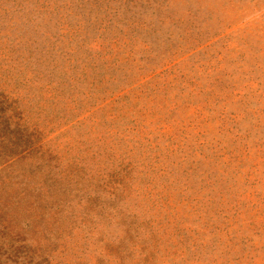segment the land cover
Masks as SVG:
<instances>
[{
  "label": "rangeland",
  "instance_id": "374dc122",
  "mask_svg": "<svg viewBox=\"0 0 264 264\" xmlns=\"http://www.w3.org/2000/svg\"><path fill=\"white\" fill-rule=\"evenodd\" d=\"M42 2L0 0L38 147L0 183L5 264H264V0Z\"/></svg>",
  "mask_w": 264,
  "mask_h": 264
},
{
  "label": "trees",
  "instance_id": "16d2710c",
  "mask_svg": "<svg viewBox=\"0 0 264 264\" xmlns=\"http://www.w3.org/2000/svg\"><path fill=\"white\" fill-rule=\"evenodd\" d=\"M129 1L131 2L133 0ZM40 6L43 11H48L60 8L61 3L56 2V0L51 2L49 0H43ZM43 53H46V49ZM44 59L45 58L41 61ZM4 101L5 99L0 97V183H7L12 174H19L15 171V166H13V164L28 156L32 150L38 148L37 142H34L31 135L28 134L27 131H24L25 128L22 127V124L19 123L18 120L12 119L13 115L11 113L6 112L7 104H4ZM17 116L19 118L20 115ZM12 121L14 126L10 127L9 125H11ZM5 228L6 225L4 222H1L0 217V235L5 232ZM19 249V246H14L11 247L9 251L18 252ZM23 256L25 261L28 260L29 255L27 252H25ZM6 257L8 256L6 255ZM0 264H5L2 258H0Z\"/></svg>",
  "mask_w": 264,
  "mask_h": 264
}]
</instances>
